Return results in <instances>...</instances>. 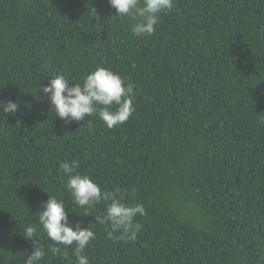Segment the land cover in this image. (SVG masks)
Returning a JSON list of instances; mask_svg holds the SVG:
<instances>
[{"label":"trees","instance_id":"obj_1","mask_svg":"<svg viewBox=\"0 0 264 264\" xmlns=\"http://www.w3.org/2000/svg\"><path fill=\"white\" fill-rule=\"evenodd\" d=\"M133 23L107 0H0V99L19 105L0 117V264H25L28 226L42 264H76L72 247L68 260L47 253L36 213L48 195L95 233L90 264H264V0H174L140 38ZM99 67L133 86L129 120L56 118L41 89ZM71 160L144 206L134 241L73 203L59 170Z\"/></svg>","mask_w":264,"mask_h":264},{"label":"clouds","instance_id":"obj_2","mask_svg":"<svg viewBox=\"0 0 264 264\" xmlns=\"http://www.w3.org/2000/svg\"><path fill=\"white\" fill-rule=\"evenodd\" d=\"M116 17L131 18L134 23L131 31L137 37L152 35L162 14H167L174 7V0H107ZM71 85V86H70ZM43 98L50 103V111L66 124L84 121L96 116L108 129L124 124L135 112L133 104V86L125 84L119 74L110 69L99 67L83 78V82L70 83L63 75L52 77L47 86L41 89ZM19 105L11 100L0 99V117L15 116ZM114 109V110H113ZM17 127L21 121L17 120ZM260 123L264 124V121ZM79 161H63L59 170L67 178L65 188L77 207L84 211V216H93L94 223L108 227V238L130 243L137 237L140 225L134 224V218L145 215L142 204L126 203L127 189L115 187L103 190L89 175L77 172ZM48 195V194H47ZM105 204L101 214H93L96 206ZM38 215L40 230L52 242L47 246V253L62 260H68V249L73 248L76 264H90L84 254L95 233L89 227H81L69 221V211L64 202L49 196L41 205ZM32 244L31 254L25 264H42L46 250L42 240L37 239V229L28 226L22 234Z\"/></svg>","mask_w":264,"mask_h":264}]
</instances>
